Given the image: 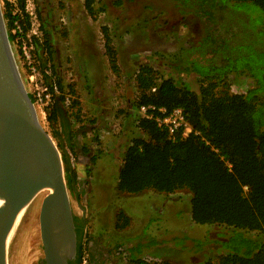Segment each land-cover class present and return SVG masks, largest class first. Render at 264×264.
Returning <instances> with one entry per match:
<instances>
[{
    "label": "trees",
    "instance_id": "obj_1",
    "mask_svg": "<svg viewBox=\"0 0 264 264\" xmlns=\"http://www.w3.org/2000/svg\"><path fill=\"white\" fill-rule=\"evenodd\" d=\"M25 1L16 0L15 14L5 3L3 19L10 43L16 38L12 34L16 21L24 34L30 27ZM178 1L179 12L201 25L200 38L177 52L153 54L160 71L149 64L139 67L134 106L153 105L167 113L180 108L191 132L170 137L154 119L138 117L136 126L143 137L132 138L126 146L116 189L126 195L188 191L193 224L231 229L229 234H218L216 241L195 242L196 264H264V240L250 235L264 232V0ZM94 4L95 0H84L89 14ZM249 6L257 9V17L248 14ZM34 44L37 56L47 53L50 60L46 34ZM110 62L116 71L114 59ZM242 76L252 77L253 87L244 94L229 93V79ZM57 85L62 92L58 80ZM64 101L59 95L44 112L61 152L67 190L74 192L76 172L65 152L71 133L67 137L64 129H56L58 106ZM72 106L76 108L72 117L79 120L78 103L73 100ZM73 220L77 246L69 264H81L86 222L76 216ZM117 220V229L129 225L121 211ZM130 260L148 264L141 258Z\"/></svg>",
    "mask_w": 264,
    "mask_h": 264
},
{
    "label": "rangeland",
    "instance_id": "obj_2",
    "mask_svg": "<svg viewBox=\"0 0 264 264\" xmlns=\"http://www.w3.org/2000/svg\"><path fill=\"white\" fill-rule=\"evenodd\" d=\"M5 3L10 4L12 13L19 12L16 0H0L2 15ZM27 7L37 17L42 35L47 36L52 72L63 87L62 93L70 95L69 104L63 105L71 116L76 110L72 101L78 103L81 113L79 120L73 118L75 124L101 111L102 131L94 138L92 169L82 188L68 190L73 216L86 222L82 244L88 248L90 263L92 251L98 253L102 264H133L129 258L141 257L148 264L198 263L195 242L204 238L216 241L218 234H229L231 229L193 224L188 191L126 195L116 186L126 146L132 138L143 137L135 126L136 72L141 65H157L153 54L174 53L197 41L201 35L199 22L179 12L178 0H95L92 14L85 10L84 0H30ZM249 10L251 17H257V9L249 6ZM10 47L26 88L18 47L14 42ZM110 57L116 71L111 69ZM156 68L161 70L160 66ZM252 79L231 77L229 93H246L253 87ZM35 110L43 113L39 124L57 147L43 109L37 106ZM65 152L77 163L75 151ZM47 194L45 190L41 196L35 195L21 218L6 264H42L39 211ZM119 211L129 219L124 229L116 228ZM250 235L264 240V232Z\"/></svg>",
    "mask_w": 264,
    "mask_h": 264
},
{
    "label": "water",
    "instance_id": "obj_3",
    "mask_svg": "<svg viewBox=\"0 0 264 264\" xmlns=\"http://www.w3.org/2000/svg\"><path fill=\"white\" fill-rule=\"evenodd\" d=\"M48 190L39 211L42 264H69L76 227L61 154L37 122L20 77L0 10V264L25 209Z\"/></svg>",
    "mask_w": 264,
    "mask_h": 264
},
{
    "label": "built area",
    "instance_id": "obj_4",
    "mask_svg": "<svg viewBox=\"0 0 264 264\" xmlns=\"http://www.w3.org/2000/svg\"><path fill=\"white\" fill-rule=\"evenodd\" d=\"M25 2V12L29 17L30 27L27 33L24 34L20 23L16 21L12 30V34L16 36L14 43L18 47V55L26 76V88H24L27 94L31 96L34 107H41L43 111L51 108L59 95H63L64 104L67 105L69 104L70 95L62 93L59 89L47 53H44L41 59L36 54L34 40L41 42L43 35L37 17L27 7L30 0ZM137 112L140 118L154 119L158 127L166 129L170 137L179 132L183 137H186L191 132V128L185 121L183 111L180 108L167 113L164 108L148 105L138 107ZM71 155L68 154L69 162L71 167L74 168L76 163ZM89 256L87 247H84L81 264H91Z\"/></svg>",
    "mask_w": 264,
    "mask_h": 264
},
{
    "label": "crops",
    "instance_id": "obj_5",
    "mask_svg": "<svg viewBox=\"0 0 264 264\" xmlns=\"http://www.w3.org/2000/svg\"><path fill=\"white\" fill-rule=\"evenodd\" d=\"M42 57V54L40 55L39 58ZM134 106V105H133ZM131 106V108L133 107ZM59 108V116H58V121L56 124V128L58 131H62L64 129L66 136L67 133H71L70 139L67 140L68 143H65L66 149H69L68 146L73 147V151H75L77 163L75 165V172H76V188H82L85 184V179H86V174L88 173L89 170L92 169V163L94 161V152L93 150L95 149L94 147V138L101 132L99 128V124H101V111L100 114L97 112L96 114L93 115V118H88L85 119L83 118V122L76 123L73 120V117L71 116V112L65 109L64 105L60 104L58 106ZM138 118V115H136ZM135 126H136V121H135ZM103 128V126L101 127ZM136 129L137 126H136ZM68 137V136H67ZM66 137V138H67ZM65 138V139H66ZM90 142V145L88 146V150L85 149V145ZM94 148V149H93ZM154 252L156 251V246L152 247ZM160 250V248H158ZM131 258H129L130 260ZM144 258L141 257V260ZM91 261L92 264H102L101 260H99V255L98 253L92 251L91 252Z\"/></svg>",
    "mask_w": 264,
    "mask_h": 264
},
{
    "label": "bare ground",
    "instance_id": "obj_6",
    "mask_svg": "<svg viewBox=\"0 0 264 264\" xmlns=\"http://www.w3.org/2000/svg\"><path fill=\"white\" fill-rule=\"evenodd\" d=\"M37 107V106H36ZM36 107H35V109H36ZM39 109V108H38ZM36 111V110H35ZM43 113L42 112H40V111H36V115H37V122H38V124H39V117H42L43 115H42ZM39 126H40V124H39ZM41 127V126H40ZM43 191H45V190H42V191H39V192H37L36 193V195L38 194L39 196H41L42 195V192ZM48 191V190H47ZM33 201V200H32ZM30 205V204H29ZM29 207V206H28ZM28 207L25 209V211H24V213H23V216L25 215V213H26V211H27V209H28ZM22 216V217H23ZM21 221V220H20ZM20 223V222H19Z\"/></svg>",
    "mask_w": 264,
    "mask_h": 264
},
{
    "label": "flooded vegetation",
    "instance_id": "obj_7",
    "mask_svg": "<svg viewBox=\"0 0 264 264\" xmlns=\"http://www.w3.org/2000/svg\"><path fill=\"white\" fill-rule=\"evenodd\" d=\"M76 238H77V235H76ZM74 258H75V257H74ZM74 258H73V259H74ZM73 259H71L70 261H73ZM70 261H69V262H70Z\"/></svg>",
    "mask_w": 264,
    "mask_h": 264
}]
</instances>
